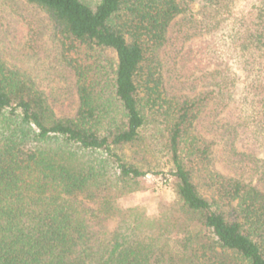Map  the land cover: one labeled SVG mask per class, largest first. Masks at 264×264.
<instances>
[{
    "label": "trees",
    "instance_id": "1",
    "mask_svg": "<svg viewBox=\"0 0 264 264\" xmlns=\"http://www.w3.org/2000/svg\"><path fill=\"white\" fill-rule=\"evenodd\" d=\"M22 1L47 15L78 109L56 117L0 54V264H264V0ZM155 152L174 199L147 219L117 201Z\"/></svg>",
    "mask_w": 264,
    "mask_h": 264
},
{
    "label": "rangeland",
    "instance_id": "2",
    "mask_svg": "<svg viewBox=\"0 0 264 264\" xmlns=\"http://www.w3.org/2000/svg\"><path fill=\"white\" fill-rule=\"evenodd\" d=\"M240 4L237 3V7ZM31 27L40 29V35L36 41V48L29 50L27 44L30 40ZM198 40L194 39L192 44H186L184 50L190 47L195 52ZM171 52L168 48L164 53V58L171 55ZM0 54L8 65L18 66L34 81L38 89L45 93L50 101L55 102L56 105L53 110L56 117L69 119L75 117L78 109L76 79L61 61L60 49L53 39L50 21L45 13L25 5L22 0H18V13H16L4 5L3 0H0ZM178 58L176 59L177 62ZM203 63L205 60H203L202 65ZM176 67L181 69L179 64ZM190 67L192 70L191 65ZM230 67V72H233L237 78L233 92V98L236 99L241 92L244 81L237 67L235 65ZM175 74L179 81L184 80L182 74L179 75L177 71ZM201 75L202 72H196L194 77H190L189 72L184 76L189 78L188 81L190 82ZM170 91L176 95H193L196 93L193 92L191 86L182 88L179 84H175ZM207 139L212 140L209 137ZM212 142L215 143L212 152L214 158L212 167L214 170L221 171L219 162L223 157L220 150L221 145H217L219 144L218 141ZM123 153L126 159L128 157L130 159L132 155L130 150L125 149ZM259 156L264 157V154ZM135 163L139 165L142 171L149 172V174L139 179L142 186L140 190L126 194L117 201L118 208L125 209L130 206H137L145 218L155 219L164 206L174 199L173 178L170 176L171 166L163 152H155L147 156L145 161Z\"/></svg>",
    "mask_w": 264,
    "mask_h": 264
}]
</instances>
